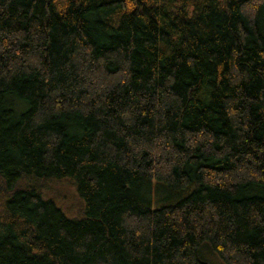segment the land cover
I'll return each mask as SVG.
<instances>
[{
  "label": "trees",
  "instance_id": "obj_1",
  "mask_svg": "<svg viewBox=\"0 0 264 264\" xmlns=\"http://www.w3.org/2000/svg\"><path fill=\"white\" fill-rule=\"evenodd\" d=\"M205 248L264 264V0H0V264Z\"/></svg>",
  "mask_w": 264,
  "mask_h": 264
},
{
  "label": "rangeland",
  "instance_id": "obj_2",
  "mask_svg": "<svg viewBox=\"0 0 264 264\" xmlns=\"http://www.w3.org/2000/svg\"><path fill=\"white\" fill-rule=\"evenodd\" d=\"M155 182L156 181H154L153 183ZM57 188L60 190L58 191V194L59 193L61 194L60 196L63 199V201L62 200L61 201L64 207L65 206L70 207L66 209H69L71 214L76 213V211L78 210L77 208L79 206V203L76 197L74 196L73 187L69 183H64V184H60V186H58ZM163 196H164L163 193L155 194V196L153 194L151 200V207L155 208L159 206L161 203L167 202L161 199ZM201 255L203 259L207 262V264H225L223 260L217 255V253L209 248L207 249L205 248L202 251Z\"/></svg>",
  "mask_w": 264,
  "mask_h": 264
}]
</instances>
